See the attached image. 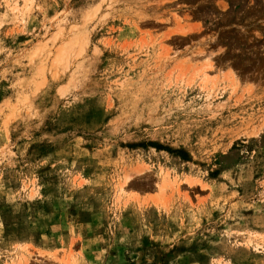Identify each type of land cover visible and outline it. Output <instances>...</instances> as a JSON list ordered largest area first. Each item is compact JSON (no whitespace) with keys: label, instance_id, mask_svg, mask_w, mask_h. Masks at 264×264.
Wrapping results in <instances>:
<instances>
[{"label":"rangeland","instance_id":"1","mask_svg":"<svg viewBox=\"0 0 264 264\" xmlns=\"http://www.w3.org/2000/svg\"><path fill=\"white\" fill-rule=\"evenodd\" d=\"M0 264H264V0H0Z\"/></svg>","mask_w":264,"mask_h":264}]
</instances>
